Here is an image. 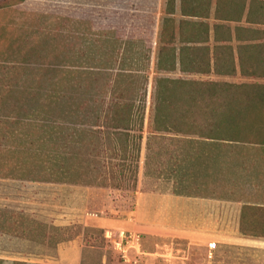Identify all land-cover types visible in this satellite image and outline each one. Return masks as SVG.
I'll use <instances>...</instances> for the list:
<instances>
[{
  "label": "rangeland",
  "instance_id": "1",
  "mask_svg": "<svg viewBox=\"0 0 264 264\" xmlns=\"http://www.w3.org/2000/svg\"><path fill=\"white\" fill-rule=\"evenodd\" d=\"M57 1L0 0V264H43L57 258L59 244L73 241L94 248L87 254L89 264H102L105 251L108 264H127L106 250V230L90 223L133 211V158L115 160L127 166L118 167V178L107 185L93 184L75 166L59 180L61 174H53L58 165L48 162L71 149L59 136L61 128L77 123L76 109L85 108V120L94 124L117 100L134 105L135 122L144 112L137 185L150 191L153 181L178 193H216L226 202L221 229L236 234L212 252L186 240L149 238L143 250L153 253L140 264H264V205L252 206L264 204V0H196L198 16L183 15L182 0L144 1L141 7L151 6V13H141L140 26L101 31L67 17L74 12H52L48 7ZM251 1L255 22L222 18ZM184 46L193 59L209 49L211 70L183 69ZM171 57L176 58L173 69L168 68ZM159 78L222 84L226 91L219 89V97L204 102L224 111L188 110L193 113L189 122L196 124L184 127L198 133L159 134L151 139L148 161ZM247 103L255 105L246 108ZM220 122L239 139L203 137L217 135ZM135 124L133 129L141 131ZM66 132L73 142L72 130ZM232 206L235 213L227 215Z\"/></svg>",
  "mask_w": 264,
  "mask_h": 264
},
{
  "label": "trees",
  "instance_id": "2",
  "mask_svg": "<svg viewBox=\"0 0 264 264\" xmlns=\"http://www.w3.org/2000/svg\"><path fill=\"white\" fill-rule=\"evenodd\" d=\"M188 1L189 0H182L183 15L198 16L197 13L194 12V10H197L194 4L196 0H190V4H188ZM174 6L173 3V7ZM188 6L191 8L189 9ZM262 8L264 9V6H262ZM253 15L254 3L251 1L249 5L245 2L239 12L236 11V13L225 15L222 18L230 17L232 20L240 22L246 17V21L253 23L255 22ZM195 39L199 40V38ZM203 52L204 53L200 57L193 59L189 55V47H182L180 52V63L182 68L186 69L187 66H190L196 71L209 72L211 70L212 60L209 52L207 53L205 49H203ZM216 64H218V62H216ZM175 67L176 58L171 57L168 68L173 69ZM222 86V84L213 82L173 80L167 78L157 79L155 104L153 105L151 124L149 127L151 137L148 141V161L151 157V139L159 134L174 133L191 135L193 133H198L195 129L190 128H194L191 124H196V122H189V116L193 113L188 110L200 107L201 109L196 113H202V111H204L209 114H223V107L211 106L208 101L204 102V100H208L209 98L215 99L219 97L218 94H215L217 90L222 89L226 91ZM178 98H184L183 100L187 102L186 106L181 103V99L180 102L177 101ZM257 98L252 99L256 100ZM121 101L122 100H117L111 103L105 111V115L99 113L97 116L98 119L94 124H90L85 120V116L88 115L86 109L78 108L74 113L78 119L77 123L73 124V128H71V126L61 128L62 134L59 138L62 137L60 140H64L65 146L72 150H61L58 156L53 155L55 160H48V162L54 161V164L58 165L57 170H55V168L53 169V174L58 175V173H60L61 176H58L59 180H65L64 174H68L71 168L75 166L78 171L82 169L81 172L83 176H86L88 179L93 178L95 180L93 184L99 182V184L107 185L112 179L115 180L118 178V167L127 166L125 160L131 156V158H133L131 176L134 182L133 186L135 188L137 187L142 140L144 138L142 132L145 122L144 112L142 110L143 113H141V118L138 121L139 123L135 122L134 105L128 101ZM253 105H248L247 103L244 107L250 108ZM226 108H228V106ZM232 112L229 114L233 116L235 112ZM225 113L227 112L225 111ZM239 119L240 118L233 121L230 120V124L239 123ZM133 123H136L135 126L138 124L137 128L141 131L138 132L133 129ZM222 124L224 123L220 122L218 126H215L217 128V135H204L203 137L208 139L214 138L224 142L237 141L239 138L229 134ZM184 126L190 127L188 129V127ZM70 129L72 130L73 142L68 141L71 137H66L67 132L65 133V131ZM220 130L227 135L219 134L218 131ZM75 147H85L86 150H82L81 148L76 149ZM120 157L125 160L121 163H116L115 160ZM68 161L70 163H68Z\"/></svg>",
  "mask_w": 264,
  "mask_h": 264
},
{
  "label": "crops",
  "instance_id": "3",
  "mask_svg": "<svg viewBox=\"0 0 264 264\" xmlns=\"http://www.w3.org/2000/svg\"><path fill=\"white\" fill-rule=\"evenodd\" d=\"M144 1L151 5V0H58L52 2V7H42L44 9L48 7L56 13L74 12V15H67V17L82 19L89 22L90 27L99 28L101 31L105 27L116 29L140 26V21L143 19L141 13H151V6L141 7ZM158 12L155 6V22ZM124 22L128 24L125 25ZM136 190L132 212L119 211L122 213L109 222L105 220L106 217L109 218L106 216L100 221L93 220L90 224L105 230L110 229V225H115L121 227L117 229L126 228L140 233L142 236L141 257L153 253V250L151 252L143 250V245L149 238L151 241L179 239L208 246L214 239L224 242L236 236V234L221 229V205L226 202L221 200L216 193L201 195L178 193L172 186L166 188L153 181H151L150 191L142 190L140 184L137 185ZM253 204L252 206L255 207L264 205L260 201ZM235 209V206L228 208L227 215H233ZM89 249L94 248L85 242L73 241L68 244H59L57 258L46 259L43 264H89L87 260ZM101 260L102 264H108L107 251L103 253Z\"/></svg>",
  "mask_w": 264,
  "mask_h": 264
},
{
  "label": "built area",
  "instance_id": "4",
  "mask_svg": "<svg viewBox=\"0 0 264 264\" xmlns=\"http://www.w3.org/2000/svg\"><path fill=\"white\" fill-rule=\"evenodd\" d=\"M98 216V214H92ZM102 215H108V211H104ZM106 241V249L114 250L118 253L121 260L127 264H140L141 262V245L142 236L140 233L126 229H107L104 234ZM218 241H211L208 245L210 252L218 248ZM136 250L137 255H131V251Z\"/></svg>",
  "mask_w": 264,
  "mask_h": 264
}]
</instances>
